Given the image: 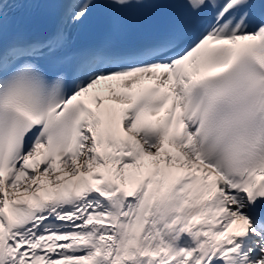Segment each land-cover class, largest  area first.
<instances>
[{
	"label": "snow or ice",
	"instance_id": "snow-or-ice-1",
	"mask_svg": "<svg viewBox=\"0 0 264 264\" xmlns=\"http://www.w3.org/2000/svg\"><path fill=\"white\" fill-rule=\"evenodd\" d=\"M0 264H264V0H0Z\"/></svg>",
	"mask_w": 264,
	"mask_h": 264
}]
</instances>
